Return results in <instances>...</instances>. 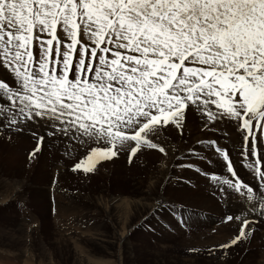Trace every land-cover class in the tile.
<instances>
[{"label":"snow or ice","instance_id":"obj_1","mask_svg":"<svg viewBox=\"0 0 264 264\" xmlns=\"http://www.w3.org/2000/svg\"><path fill=\"white\" fill-rule=\"evenodd\" d=\"M246 7L241 19L236 14L241 11L237 0H0V100L7 105L0 107L2 130L19 131L26 122L41 120L46 125L50 122L49 136L63 134L84 146L89 141L118 145L116 151L92 147L89 159L114 157L120 147L132 142V153L143 144L165 153L164 147L144 137L154 134L158 123L174 121L179 126L194 107L205 127L234 122L249 146L240 159L256 157L261 137L253 126L264 129V16L260 14L264 5L253 0ZM58 25L69 42L65 45L61 40L53 48V38L46 44L40 40L34 59L30 47L34 26L52 37ZM81 28V39L87 35L92 46L90 50L87 43L80 46L73 62ZM173 33L195 39L191 46L185 42L188 55L183 64L178 49L171 54ZM110 50L113 58L109 61L105 54ZM86 51L97 63L85 60ZM175 65L180 67L174 69ZM185 68L205 71L185 73ZM90 70L92 83L85 77ZM69 72L70 80L66 78ZM97 99L102 107L96 106ZM97 118L107 120V126L97 128ZM208 147L215 155L225 153L214 140L208 141ZM40 150L38 141L32 155ZM260 159L264 160L262 148ZM256 164L254 160L240 165L252 174L255 185L239 178L225 180L247 202L239 215L226 217L239 225L231 245L248 235L249 215L264 216V170L257 171ZM80 169L81 163H76L73 171ZM229 172L238 175L232 165Z\"/></svg>","mask_w":264,"mask_h":264},{"label":"rangeland","instance_id":"obj_2","mask_svg":"<svg viewBox=\"0 0 264 264\" xmlns=\"http://www.w3.org/2000/svg\"><path fill=\"white\" fill-rule=\"evenodd\" d=\"M252 2L253 0H237V7L241 11L236 12V14L240 15L241 19H243L242 14L247 13L246 5ZM256 3L264 5V0H256ZM260 14L264 16V13ZM81 35L82 28L78 29L77 32V45L74 46L71 57L73 62L77 59V50L80 46L87 43L89 50L92 46V42L88 41L87 35H83V39H81ZM172 35L175 37V42L170 41L174 50L171 54H176L175 50L178 49L182 53L181 64H183L184 57L188 55L187 52H184L185 42L188 46H191L195 43V39L194 37L190 39L186 34L183 38L176 36L175 33ZM50 38L54 39L53 48L55 43L61 40H64L65 45L69 42L65 39L59 25L52 37L40 33L39 29L34 26L30 38V47L34 59L40 46L39 41L43 40L46 44ZM167 46V44L164 45V47ZM110 47L114 50V42ZM197 47L201 46L197 45ZM192 51L195 52L196 49L193 48ZM127 54L133 53L128 51ZM105 55L109 61L113 58L111 50ZM49 59L51 61L53 56H50ZM89 59L93 64L97 63V58L90 57L88 51H86L85 60L88 61ZM124 66L127 67V65ZM179 67L180 65H175L174 69ZM184 71L185 73H196L205 71V69L185 68ZM2 75L3 70L0 69V76ZM173 75H175V71ZM91 76H94V73L90 70L85 74L86 80ZM66 78L72 79L71 72ZM97 97H99V94H97ZM83 99L81 97V101ZM62 102L67 104L69 101L67 97H63ZM100 103L101 101L97 99L96 106L102 107L99 106ZM3 105H5L4 107L7 106L6 103H0V107H3ZM91 107L89 105L90 109ZM187 108L188 106L185 105L186 110ZM117 110L120 109L117 108ZM195 117L200 118L199 125L195 122L189 123V120H193ZM105 121H100L97 118L96 127L99 128L101 124H105ZM224 122L228 129L227 132L221 125L205 127L203 119L193 107L192 111L187 112L179 126L174 121L162 125L158 123L155 133L144 137L145 140H150L152 143L164 147L165 153H160L158 149H153L148 144H143L135 153H132L131 147H135V142H132V145L123 149L122 154H119V158L118 155L112 157L109 154V156H98L97 162L94 160H88L84 163L79 162L81 163V169L78 171H73L74 165L78 163L76 158L67 159L65 162L66 157L57 153L48 144L52 140L46 139L43 143L47 145L50 153L49 158L53 154V160H59L65 165L63 167L64 174L55 180L54 185L52 168L45 167L44 170L41 169L44 172L42 174L40 168L37 167L41 163L42 157L32 156V150L36 144L34 146V142L29 141V134H19L18 137L23 148L19 149L17 155L8 149L12 137L0 138V264H223L219 262L223 258L230 259L226 264H237V259L243 250V246L242 248L238 246L240 244H246L249 251L251 249L257 251L254 256L255 252H251V257L253 259L258 258L260 254L258 250H264V245L257 243L260 240L257 238V233L255 235L248 233V235H251L250 238L248 239L247 235L236 245H231L228 242L229 245L226 247L221 245L212 248L204 245L195 246L196 244L191 238L195 226L189 230V227L184 226L182 222L181 214L184 211L207 213V209L196 202L203 195L207 197V193H210V196L213 197L209 199V204L220 202L217 200L216 194L220 195V193L228 191L229 187H222L218 182L226 184L225 180H228V177L232 175V173H229V163L233 166V169L239 170L241 169V163L246 164L254 160H258V163L262 161L260 160L261 152L259 153L258 150L256 157H249L244 162L239 159L243 154L244 147V150L249 147L242 139L244 133L239 132L234 126V122ZM107 124L108 122L105 127ZM2 128L3 125H0V137L5 135L3 132V134L1 133ZM49 129H51L50 126ZM230 129L235 130L236 136L229 132ZM21 130H23V126L20 127ZM29 130L31 131V128H28L26 132ZM116 131L117 129L113 127L112 132L115 133ZM253 131L262 138L261 145L264 146V129L259 124H254ZM132 134L128 133V135ZM54 137L64 136L58 134ZM70 140L77 144L76 147L80 145L75 139ZM209 140L216 141L220 147L225 149V153L221 152L222 156L220 155L217 160L212 158L214 154L213 150L208 147ZM74 142H64L62 145H72ZM177 145L180 146L177 148L183 150V152L175 155L170 161L168 147L176 148ZM257 145V149H260L259 141H257ZM253 147L255 148V139ZM57 148L65 149L64 145ZM83 152V150H79L80 155ZM224 154L226 157H224ZM60 157L64 160L62 161ZM164 159L168 160L173 166L172 175L168 177L166 184H164L165 187L162 188V195L165 196V199L161 198L160 204L159 199L157 200L158 208H156V211L146 213L145 209L141 210L138 201L142 202L144 199V203L149 202L151 204L154 203L152 197H159L160 191L157 188L160 185L158 184L159 187H157L155 182L159 179L158 169L166 161ZM231 165H229L230 169ZM85 168H88L89 171L85 172ZM194 170H196L198 180L201 178V182L190 178L195 175L192 174ZM202 177L206 182H203ZM184 186H186L184 190L188 189L186 193H192L187 196H191L193 201H185L183 198L184 192H178ZM139 187L146 191L139 189ZM14 190H17L15 194ZM19 192H21L20 195ZM177 211H182V213ZM259 219L261 218L259 217ZM196 222L193 220V224ZM200 224L201 222H198L199 227H202V224ZM252 225L257 229H261V227L258 228L254 224ZM203 235L208 237V233ZM199 238H202V236ZM98 240L103 241L104 245L98 244ZM254 243L258 244V247ZM231 246L234 250L229 251ZM243 255H246V253ZM250 260L252 258L248 259V261ZM245 263L246 259L238 264Z\"/></svg>","mask_w":264,"mask_h":264},{"label":"bare ground","instance_id":"obj_3","mask_svg":"<svg viewBox=\"0 0 264 264\" xmlns=\"http://www.w3.org/2000/svg\"><path fill=\"white\" fill-rule=\"evenodd\" d=\"M70 73V72H69ZM68 73V74H69ZM91 77H93V76H91ZM91 77L88 79V80H86V82H88V83H92L93 81H92V79H91ZM94 91H95V89H94ZM97 94H99V96H100V93L99 92H97ZM0 103L2 104H4L5 102L3 101V100H1L0 101ZM121 103H123V100L121 99ZM5 105H3V107H4ZM99 106H103L102 105V102L100 103V105ZM116 107V106H115ZM126 118V117H125ZM0 119H3V117L2 116H0ZM199 121H200V118L198 119V118H193V120L192 119H190L189 120V123H191V122H195L197 125H199ZM226 121V120H225ZM108 121L106 120L105 121V124L107 123ZM104 124V123H103ZM105 124H104V126H105ZM226 123L223 121V122H218V123H216L215 124V126L216 125H218V126H222L224 129H225V131L227 132V127H226V125H225ZM49 125H50V122H49ZM49 125H46L45 123H44V121H41V120H35V121H31V122H26L24 125H22L23 126V130H19V131H14V130H12V131H9V132H4L2 129V131H1V133L3 132L5 135H3V137H0V138H4V137H8V136H11L12 137V139H11V142H10V144L11 145H9V147H8V149L10 150V151H12L14 154H18L19 153V149H21V148H23L22 146H21V144H20V138L18 137L19 136V134H21V135H27V134H29L30 136L28 137V139H29V141H31V142H34V146H35V144H36V146H35V148L38 146V141H39V146H41L40 147V152L38 153V154H36V155H38V157L39 156H41L42 158H41V163L39 164V166H37L38 168H40V172L43 174L44 172L41 170V169H43V168H45V167H51L52 168V175H53V185L55 184V180H57V179H59L60 178V175H62V174H64V171H63V167L65 166L64 164H62L59 160H53V154H52V156H51V158H49V156L48 155H50V153H49V151H48V149H47V145H46V143H43V142H45V140L46 139H51L52 140V142H49L48 144L50 145V146H52L53 148H54V150H56L57 151V153H60V154H63L66 158H65V162H66V160L68 159V160H71V159H73V158H76V160L78 161V163L79 162H88V160H94V161H98L97 159H99L98 158V156L97 157H92L91 159H89L88 157H89V153H90V151H91V148L92 147H101V149H104V148H106V147H111L112 148V150L113 151H116V149H117V147H118V145L117 144H107V145H105L102 141H96V142H93V141H89L88 142V144H87V146H84V145H79L78 147H76V145L77 144H75V142L74 141H72V140H70L69 138H66L63 134H60V135H63L64 137H54V135L56 136V135H58V134H53L52 136H49L48 135V132L49 131H51L52 129H49ZM203 125V124H202ZM57 126H60L59 125V122L57 123ZM232 126V125H231ZM230 127V126H229ZM28 128H31V131L29 130V131H27L26 132V130L28 129ZM113 130V129H112ZM235 130H232V129H230L229 130V132H231V133H233V135L234 136H236V133L234 132ZM228 132V133H229ZM2 133V134H3ZM7 133H9V134H7ZM113 134H115L114 132H113ZM230 134V133H229ZM1 135V134H0ZM231 135V134H230ZM233 136V137H234ZM10 137V138H11ZM40 137H43V140L42 141H40L39 140V138ZM239 139V138H238ZM237 139V140H238ZM243 139V138H242ZM262 139V138H261ZM16 140H17V142H16ZM231 141V140H230ZM234 141V140H233ZM68 143V142H74V144H72V145H66V144H63L64 145V147H65V149L63 148V149H58L57 147H61V146H63L62 145V143ZM13 143V144H12ZM16 143H18V145H16ZM178 144H180V143H178ZM132 145V144H131ZM33 146V147H34ZM233 146V145H232ZM235 146H236V144H235ZM262 146V149H264V146L263 145H261ZM261 146H260V149L258 148L257 150L259 151V153L261 152ZM127 147H129L128 145H125L124 147H120V149H119V151H118V153H117V155H118V158L120 157V155L122 154V152H123V149H125V148H127ZM177 147H180L179 145H177L176 146V148H171V147H168L169 148V151H170V155H169V157L171 158L170 159V161L174 158V156L175 155H177L178 153H182L183 152V150H179V148H177ZM194 147V146H193ZM244 147V146H243ZM31 148V147H30ZM236 149V148H235ZM237 149H239V147H237ZM244 149H245V147H244ZM243 149V150H244ZM43 150V151H42ZM79 150H83L84 152L82 153V155H80L79 154ZM42 151V152H41ZM32 152H33V150H32ZM150 152V151H149ZM235 152V151H234ZM240 152V151H239ZM238 152V153H239ZM52 153V152H51ZM230 153V152H229ZM241 153V152H240ZM120 154V155H119ZM56 155V154H55ZM130 155V154H129ZM26 156H27V154H26ZM33 156V155H32ZM109 156V155H108ZM222 156V155H221ZM233 156V155H232ZM236 156H238V155H236ZM241 156V155H240ZM127 157H130V156H127ZM168 157V158H169ZM184 157V156H183ZM218 157H220V155H212V158H214V159H218ZM230 157V156H229ZM34 158H36V157H34ZM61 158V160L63 161L64 160V158H62V157H60ZM111 158V157H110ZM109 158V159H110ZM177 158V157H176ZM236 158V157H235ZM37 159V158H36ZM35 159V160H36ZM116 159V158H115ZM209 159V158H208ZM231 159V158H230ZM239 159H240V157H239ZM249 159V158H248ZM101 160V159H100ZM164 160H166V159H164ZM226 160V159H225ZM261 160V159H260ZM25 161V160H24ZM73 161V160H72ZM240 162H242L241 160H239ZM36 162V161H35ZM34 162V163H35ZM218 162V161H217ZM244 162V161H243ZM262 162V166H261V169L262 170H264V160H262L261 161ZM92 163V162H91ZM174 163V162H173ZM188 163V162H187ZM190 163V162H189ZM227 163V162H226ZM236 163V162H235ZM72 164H73V162H72ZM71 164V165H72ZM185 164V163H184ZM225 164V163H224ZM230 164V163H229ZM182 165H183V163H182ZM205 165V164H204ZM215 165V164H214ZM235 165V164H234ZM241 165V164H240ZM33 167H36L35 165H32ZM32 166H31V169H32ZM179 166V165H178ZM221 166H222V164H221ZM225 166V165H224ZM227 166V165H226ZM238 166V165H237ZM256 166H257V164H256ZM229 167V171L231 170L230 169V166H228ZM180 168V167H179ZM240 168V167H239ZM172 169H173V166L171 165V163H169L168 162V160H166L165 162H163L162 163V165H160V167H159V169H158V171H159V176H158V178L159 179H157L156 180V185H157V187H159L158 186V184L160 185V187L159 188H157V189H159V197H152L153 198V200H154V203H147V202H143L144 201V199H143V203L142 202H140V201H138L139 203H140V208H141V210H143V209H145L144 211H146V213H149V212H153V211H156V208H158V205L155 207V205H156V202H157V200L159 201V204L161 203V198H164L165 199V196H163L162 195V188H163V186H164V184H166L165 182H167V180H168V177L170 176V175H172L171 173L173 172L172 171ZM226 169V168H225ZM238 169V168H237ZM44 170V169H43ZM177 170V169H176ZM238 175V177H233V175H231L230 177H228V180H232L233 182L236 180V179H241L242 180V182H248V183H250V186H251V184H253V185H255V183H256V180L253 178V176H252V174H250L249 172H248V170L247 169H243V168H241V169H239V170H235V168L233 169ZM196 170H194L193 172H192V174H195V175H192L190 178H192V179H196V180H198V178H197V174H196V172H195ZM180 172V171H179ZM230 173V172H229ZM228 173V174H229ZM221 175V174H220ZM152 176H154V175H152ZM26 177V176H25ZM188 177V176H187ZM207 177V176H206ZM146 178V177H145ZM203 178V177H202ZM217 178H219V177H217ZM201 179V178H200ZM198 180V181H200L201 182V180ZM26 180V179H25ZM203 182H206L205 181V179L203 178ZM149 181V180H148ZM150 181H151V175H150ZM17 182V181H16ZM27 182V181H26ZM216 182H218V181H216ZM25 183V182H24ZM139 183V182H138ZM169 183V182H168ZM218 184H220L222 187H228V185L227 184H222L221 182H218ZM155 185V184H154ZM58 186V185H57ZM156 187V186H155ZM165 187V186H164ZM188 187V186H187ZM237 187H239V182H237ZM59 188V187H58ZM184 188H186V186H184V187H182L178 192H184V200L185 201H188V202H191V201H193V198L191 197V196H187L188 194H192V193H186V192H188V189H185L184 190ZM217 188V187H216ZM3 189V188H2ZM139 189H143V188H141V187H139ZM151 189H153V188H151ZM194 189H195V187H194ZM211 189V188H210ZM219 189V188H218ZM143 190H145V189H143ZM150 190V189H149ZM155 190V189H154ZM6 191V190H5ZM15 191H17V190H14L13 192H14V194H15ZM146 191V190H145ZM157 191V190H156ZM190 191V190H189ZM217 191V190H216ZM54 192V191H53ZM138 192V191H137ZM140 192V191H139ZM138 192V193H139ZM219 192V191H218ZM217 192V193H218ZM6 193H8V192H6ZM10 193V192H9ZM17 193V192H16ZM151 193V192H150ZM21 194V192H19V195ZM52 194V193H51ZM166 194V193H165ZM169 194V193H168ZM196 194H199V193H196ZM212 194V193H211ZM63 195V194H62ZM142 195V194H141ZM207 197L206 196H202V197H200V198H198L197 200H196V202L198 203V204H200V205H202V207H204V208H206L207 210V213L205 214V213H203V212H200V211H197V212H189V211H184L183 213H182V211H177V212H179V213H182L181 214V217H182V222H183V224H184V226H186L187 225V227H189V230H191L192 229V227H194V229H193V232H192V235H191V238H192V240L194 241V243L196 244L195 246H198V245H204V246H210L211 248L212 247H217V246H223V247H226V246H228L229 244H228V242H230V240L235 236V234H236V230L238 229V227H239V225L236 223V222H228L227 220H226V217L227 216H229V214L230 215H239L240 214V212L245 208V206H246V203L247 202H245V201H242V200H240V197H239V194L238 193H236V192H234L233 190H231V189H229L228 191H226V192H222V193H220V195H218V194H216V196H217V200L218 201H220V202H216V203H212V204H209L208 203V201H209V199L210 198H213L212 196H210V193L208 194L207 193ZM156 196H158V195H156ZM140 197V196H139ZM149 197V196H148ZM147 197V198H148ZM146 198V199H147ZM56 199V198H55ZM121 199V198H120ZM150 199V198H149ZM117 200V199H116ZM163 200V199H162ZM56 201V200H55ZM112 201V200H111ZM123 201V200H122ZM135 201V200H134ZM58 202V201H57ZM67 202V201H66ZM119 203L121 202V201H118ZM137 202V203H138ZM109 203H110V201H109ZM124 203V202H123ZM56 204H58V203H56ZM111 204V203H110ZM126 204H127V202H126ZM114 206V205H113ZM122 206V205H121ZM192 207V206H191ZM190 207V208H191ZM109 208V207H108ZM123 208V207H122ZM136 208H138V207H136ZM181 208V207H180ZM63 209V208H62ZM161 209H163V208H161ZM121 210H123V209H121ZM202 210V209H201ZM204 210V209H203ZM86 212V211H85ZM123 212V211H122ZM127 213V212H126ZM138 213V212H137ZM221 213V214H220ZM114 214V213H113ZM134 215V214H133ZM136 215V214H135ZM151 215V214H150ZM58 216V215H57ZM53 217V216H52ZM259 217L261 218V219H264V216H260L259 214H252V215H249L247 218L250 220V221H252V224H254L255 226H257L258 228H260L261 227V229H257L256 227H254L252 224H251V226H250V229H249V234H256L257 233V238L258 239H260L257 243L258 244H260V245H264V220H261V219H259ZM56 218V217H55ZM54 218V219H55ZM128 218V217H127ZM131 218V217H130ZM219 218V219H218ZM114 219V218H113ZM56 220V219H55ZM193 220H195V221H197L196 223H194L193 224ZM60 221H62V220H60ZM198 222H201V224H202V227H199V225H198ZM159 223V222H158ZM210 223H211V225H210ZM30 224V223H29ZM192 224V225H191ZM200 224V225H201ZM121 226V225H120ZM163 226V225H162ZM181 226V225H180ZM141 227V226H140ZM58 228V227H57ZM159 228V227H158ZM157 228V229H158ZM210 228H212V229H210ZM144 230V229H143ZM173 230V229H172ZM183 231V230H182ZM169 233V232H168ZM205 233H208V237H205L203 234H205ZM190 236V235H189ZM200 236H202V238H199ZM250 236L251 235H248V239L250 238ZM171 237V236H170ZM195 237V238H194ZM253 237V236H252ZM91 238V237H90ZM188 238V237H187ZM73 239V238H72ZM118 239V238H117ZM247 239V238H246ZM247 239V240H248ZM255 239V238H254ZM71 240V239H70ZM123 240V239H122ZM121 240V241H122ZM253 240V239H252ZM119 241V240H118ZM246 242V241H245ZM104 242L102 241L101 242V240H98V244H100V245H104L103 244ZM127 244V243H126ZM187 244V243H186ZM255 244V243H254ZM258 244H255L256 246L258 245ZM254 245V246H255ZM75 246V245H74ZM128 246V245H127ZM238 246H240L241 248H242V246H243V250H242V254L241 255H239V257H238V259H237V264L238 263H241V261H243V260H245L246 259V263L245 264H251V263H254V264H264V250H258V252L260 253H258L259 254V257L258 258H256V259H253V257H251V252H255V254H253V256L254 255H256V252L257 251H252L253 249H251L250 251L247 249V245L246 244H240V245H238ZM249 246V245H248ZM251 246H252V244H251ZM255 246V247H256ZM186 247V246H185ZM193 247H194V245H193ZM245 247V248H244ZM258 247V246H257ZM74 248V247H73ZM118 248V247H117ZM128 248H129V246H128ZM189 248V247H188ZM231 249H229V251L230 250H234L233 249V246H231L230 247ZM250 248V247H249ZM252 248H253V246H252ZM260 248V247H259ZM258 248V249H259ZM13 250V249H12ZM27 250V249H26ZM257 250V249H256ZM75 251V250H74ZM249 251V252H248ZM130 252V251H129ZM77 253V252H76ZM246 253V255H243V254H245ZM79 254V253H78ZM211 255V254H210ZM212 255H213V253H212ZM79 256V255H78ZM245 258V259H244ZM252 258V260H250V261H248V259H251ZM81 260H82V258H80ZM84 259V258H83ZM85 259H87V258H85ZM93 260V259H92ZM84 261V260H83ZM90 261V260H89ZM218 261V260H217ZM230 261V259L229 258H223V260H220L219 262L220 263H228ZM235 261H236V259H235ZM92 262V261H91ZM81 263H84V262H81ZM87 263V262H86ZM90 263V262H89ZM93 264V263H92Z\"/></svg>","mask_w":264,"mask_h":264}]
</instances>
